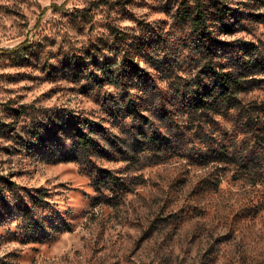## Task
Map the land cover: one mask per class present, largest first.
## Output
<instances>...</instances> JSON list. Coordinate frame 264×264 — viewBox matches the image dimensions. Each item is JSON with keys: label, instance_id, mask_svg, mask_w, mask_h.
Here are the masks:
<instances>
[{"label": "rangeland", "instance_id": "374dc122", "mask_svg": "<svg viewBox=\"0 0 264 264\" xmlns=\"http://www.w3.org/2000/svg\"><path fill=\"white\" fill-rule=\"evenodd\" d=\"M114 1L0 0V264H264V184L252 183L254 170L238 179L229 169L220 171L217 189L188 195L222 166L188 165L181 153L194 149L186 140L177 143L179 154L160 164H150L145 152L126 159L106 146L109 156L91 162L130 188L111 198L106 188H95L91 163L75 153L67 158L72 137L53 151L35 140L37 122L103 117L110 96L121 93L106 80L92 81L94 67L85 58L98 54L100 62L109 48L120 50L110 25L139 34L138 22L145 23L166 39L158 52L178 55L177 62L186 57L180 41L190 32L174 20L180 0ZM226 2L237 17L220 37L233 47H264V0ZM263 94L264 88L255 89L246 98ZM233 123L224 121L230 130ZM127 130H112L125 139L119 142L124 149ZM199 143L194 139V148ZM175 178L186 179L185 185ZM40 187L50 206L35 211L49 217L44 231L31 232L13 203Z\"/></svg>", "mask_w": 264, "mask_h": 264}, {"label": "trees", "instance_id": "16d2710c", "mask_svg": "<svg viewBox=\"0 0 264 264\" xmlns=\"http://www.w3.org/2000/svg\"><path fill=\"white\" fill-rule=\"evenodd\" d=\"M236 17L226 0H180L174 20L190 32L180 41L186 49L180 62L178 55L157 51L166 39L154 29H145V23L138 22L139 34L110 25V34L122 44L120 50L109 48V55L100 62L98 54L87 53L85 58L94 67L92 81L106 80L114 89L120 87L121 93L110 96L103 117L54 115L51 121L37 122L32 125L35 140L53 151L67 136L72 137L67 158L75 153L91 163L88 174L95 178V188H106L111 198L130 188L119 176L91 162L109 156L106 146L126 159L145 152L150 164H160L169 155L179 154L176 145L186 140L194 149L191 155L181 153L188 165L222 166L203 176L186 191L188 195L217 189L223 180L220 171L226 169L232 171L233 179L252 169L256 174L252 183L264 184V94L246 98L252 90L264 88V47L251 42L233 47L220 37L229 30V20ZM28 42L26 39L21 45ZM227 119L234 121L231 130L224 125ZM116 126L128 129L129 149L121 147L119 142L126 141L112 131ZM196 138L200 143L194 148ZM79 157L74 160L81 161ZM175 181L185 185L186 179ZM47 194V189L40 187L14 201L18 214L28 218V231L45 230L49 216L43 218L35 210L50 206Z\"/></svg>", "mask_w": 264, "mask_h": 264}]
</instances>
